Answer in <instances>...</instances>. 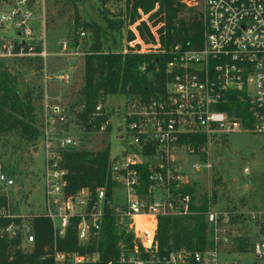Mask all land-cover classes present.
<instances>
[{"label": "built area", "instance_id": "built-area-1", "mask_svg": "<svg viewBox=\"0 0 264 264\" xmlns=\"http://www.w3.org/2000/svg\"><path fill=\"white\" fill-rule=\"evenodd\" d=\"M38 3L45 5V0H0V62L5 65L10 62L18 65L27 60L41 62L40 70L35 65L31 70L38 74L44 87L38 114L39 148L44 154V211L23 219L12 215L8 204L0 208V219L11 223L0 233L11 239L22 236L21 248L30 252L35 242L28 222L31 218L49 219L56 239L64 237L68 226L75 221L78 243L84 247L100 234L108 209L126 232L134 235L146 252L153 254L149 261L140 260L135 254L123 256L121 263L182 264V253H173L163 260L155 258L158 220L192 214L191 197L174 195L172 190L183 189L186 173L188 176L199 174L211 165L199 160L189 162L192 157H201L205 150L195 153L181 141L196 136L210 141L235 134L264 135V0H200L204 21L201 48L183 51L175 47L174 61L167 66L165 93L145 103L128 99L124 108L117 109L124 123L118 128L124 134L119 139L124 143V150L117 156L110 154L109 170L118 184L111 199L106 188L96 189L94 195L88 189L75 194L67 191L68 171L62 166L63 156L88 147L80 137V128L74 122L70 107L61 103L57 95H51L48 88L50 83L67 86L72 76L64 70L53 73L49 63L59 58L71 65L73 59L79 61L85 54L70 39L59 41L53 50L47 45L45 31L36 34L34 25L46 22L45 13H37ZM138 24L130 29L135 36L128 44L130 48L138 54L157 52L160 26L153 28L148 24L154 44H145L136 29ZM80 36L85 37V33ZM30 81L35 82L25 79L28 84ZM234 99L246 104L248 111L235 109L231 104ZM119 114H112L103 102L93 114L95 121L108 117L93 125L89 134L99 136L110 153L112 119L116 121ZM114 126L117 128L116 123ZM177 155L185 158L178 159ZM184 161L189 163L186 173L180 169ZM141 166L148 167L152 175L146 196L139 195L138 168ZM0 184L11 188L15 182L0 172ZM121 190L122 206L115 199V192ZM243 215V220L254 222L260 229L252 242L251 254L258 263L264 262V212L248 211ZM206 221L210 226V242L215 246L195 253V263L221 264L223 252L219 245L226 247L230 241L227 236L234 230L232 214L212 209L206 213ZM46 253L44 258H50L53 264H96L99 260L98 254L60 252L56 245Z\"/></svg>", "mask_w": 264, "mask_h": 264}, {"label": "trees", "instance_id": "trees-1", "mask_svg": "<svg viewBox=\"0 0 264 264\" xmlns=\"http://www.w3.org/2000/svg\"><path fill=\"white\" fill-rule=\"evenodd\" d=\"M117 1L99 0L98 16L106 25L105 29L96 22H83L75 12L73 24L75 35H72L70 40L74 47H80V50L85 53L82 58L84 86L79 92V100L72 105L71 109L76 112L78 127L86 133L92 132L93 125L108 119L106 117L95 121L93 118L96 106L100 102L104 103L107 97L120 94L128 99L145 103L152 97L163 95L168 81L167 66L174 61L175 47H180L183 51H193L201 48L203 43V15L199 7L194 6L200 0H125L126 12L117 15V20H110L106 7ZM143 16H148L147 22L142 20ZM137 23L139 24L136 29L145 44H154V37L150 33L148 24L153 28L160 26L157 30L160 49L157 52L138 54L132 49H128L126 53L115 48L104 50L103 40L107 36L104 30L121 35L125 28L128 29ZM81 31L85 33L83 39L80 38ZM86 32L91 34L89 39L86 37ZM79 39L87 42V45L90 40V47H84L82 50ZM134 40V34L128 31L126 43L129 44ZM22 63L29 69L35 65V68L40 70V61L27 60L22 61L21 65ZM4 66L5 64L0 62V135L18 128L26 141L37 146L40 130L33 101L41 100L42 93L36 85H32L27 87L28 92L21 96L19 80L23 79V73L17 71V75H12ZM143 68H145L144 71ZM231 104L235 109L240 108L245 113L248 111V106L236 99L232 100ZM34 112L35 115H33ZM80 137L83 139L82 136ZM181 142L193 149L195 153L205 150L201 154L205 156L206 137L185 138ZM110 154L109 147L97 152L84 147L79 151L66 153L63 156L62 166L68 171V193L75 194L88 189L94 195L96 189L106 188L107 195L111 199L118 184L109 170ZM138 169L140 172L139 195L146 196L148 187L152 184V175L146 166ZM172 192L174 195L182 194L191 197L192 214L185 217L159 218L156 233L157 251L154 256L163 260L173 253H182L185 264H196L194 255L205 251L208 245L207 233L210 235V226L205 214L207 207L206 205L199 208L195 206L192 200L193 188L186 187L177 191L172 190ZM7 206L8 199L0 197V208ZM16 222L20 223L19 220ZM28 222L35 237L32 251L22 250V236L11 239L0 233V264H53L50 258L44 257L47 254L46 250L50 251L54 245L60 252L98 254L99 260L96 264H123L122 257L133 254L143 261H149L153 256L143 249L134 235L126 232L123 225L108 209L100 234L92 237L84 247L78 243L75 221L68 226L65 236L57 239L49 219L33 217ZM10 223L11 220L0 219V231ZM251 246L248 243L244 245L239 243L236 251L239 254L251 253Z\"/></svg>", "mask_w": 264, "mask_h": 264}, {"label": "rangeland", "instance_id": "rangeland-1", "mask_svg": "<svg viewBox=\"0 0 264 264\" xmlns=\"http://www.w3.org/2000/svg\"><path fill=\"white\" fill-rule=\"evenodd\" d=\"M99 6V0H45V5L38 3L36 9L37 13H45L46 22L45 24L36 23L34 25L35 32L39 35L45 31L47 45L54 50L59 41L70 39L72 35H75L73 29L75 12L78 13L83 22H96L105 29L106 25L98 16ZM194 6L200 9V1L196 2ZM106 9L110 14L109 19L117 20V15L126 12L125 0L112 2ZM142 20L147 22L148 16H143ZM130 29L131 27L125 28L121 35L104 30L107 35L103 40L104 50L115 48L126 53L128 49H131L126 43L127 32L131 31ZM81 33L83 32L81 31ZM90 36L91 34L86 32L88 39ZM80 38L83 39L81 36ZM81 39L78 41L82 50L84 47H90V40L87 45V42ZM49 64L51 70L54 71L53 73L64 70L72 76L71 84L66 86L50 83L48 88L51 95H57L61 103L70 107L74 122L77 125L76 112L71 107L79 100V92L84 86V62L81 58L78 65L72 67L64 59L58 58L52 59ZM4 67L12 75H17V71L23 73V79L20 78L21 80H19L21 81L19 83L21 96L25 95L28 92L27 87H32V85H36L44 95L43 83L40 77L36 76L38 74L31 70L32 68L29 69L23 63L17 65L13 62L6 63ZM26 78L34 79L35 82L30 81L28 84L25 82ZM128 101L126 96L119 94L107 97L103 104L112 114H119L117 109L119 107L124 108ZM41 103V100L33 101L34 108H36V117L40 113ZM33 115H35V112ZM116 118V121L115 119H112V121L114 125L116 123L117 128L113 125L112 138L109 137L112 145V156H117L124 150V143L119 140L124 134L118 131V128H121L124 124L122 114L120 113ZM81 129L79 133L86 141L90 151L97 152L104 149L105 145L101 143L102 139L99 136L90 135ZM39 143L40 141L37 142V146H34L33 143L26 141L21 136V130L18 128L0 135V172L9 174L15 182L11 188L0 184V197L8 199V207L12 215L21 216L23 219L41 215L44 211V154L39 148L41 146V144L39 146ZM207 144L205 156H199L198 159L192 157L189 162L197 160L207 162L211 165V168L209 170L204 169L205 171L199 174L188 176L185 171H187L189 163L184 161L180 169L184 171L183 173H186L187 177L183 178L184 184L182 186L183 188H193L192 200L197 208L206 205V213L215 209L232 214V227L234 230L228 233L227 236L230 241L226 247L219 245V249L222 250V254L232 252L242 255L236 251L237 245L248 243L251 246L260 231L254 222L243 220V212L264 211V135L235 134L213 138L207 141ZM177 158L183 159L185 156L177 155ZM246 171L248 172L246 173ZM115 194L117 203L122 206L123 191H116ZM207 236L208 245L205 251L212 250L215 246L209 241L211 235L207 233ZM247 254L246 258L249 261L241 262L237 260L239 264L258 263L254 255ZM222 256L220 259L221 264L223 263ZM183 263L185 264L186 261ZM261 263L264 262H259V264Z\"/></svg>", "mask_w": 264, "mask_h": 264}, {"label": "crops", "instance_id": "crops-1", "mask_svg": "<svg viewBox=\"0 0 264 264\" xmlns=\"http://www.w3.org/2000/svg\"><path fill=\"white\" fill-rule=\"evenodd\" d=\"M258 210V209H257ZM264 212V211H263ZM222 259H223V263L222 264H232L234 261H241V262H248L249 260L246 258V255L248 254H242V255H238L235 253H224L222 254ZM250 255V254H249ZM241 256V257H240ZM245 257V258H244ZM240 258V259H238ZM221 259V258H220ZM233 261V262H232ZM259 264V263H256ZM264 264V263H261Z\"/></svg>", "mask_w": 264, "mask_h": 264}, {"label": "water", "instance_id": "water-1", "mask_svg": "<svg viewBox=\"0 0 264 264\" xmlns=\"http://www.w3.org/2000/svg\"><path fill=\"white\" fill-rule=\"evenodd\" d=\"M77 65H78V60L73 59V60L71 61V66H72V67H76Z\"/></svg>", "mask_w": 264, "mask_h": 264}]
</instances>
